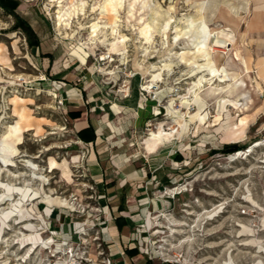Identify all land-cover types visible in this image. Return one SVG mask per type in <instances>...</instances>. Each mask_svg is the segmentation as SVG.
Segmentation results:
<instances>
[{"label": "rangeland", "instance_id": "374dc122", "mask_svg": "<svg viewBox=\"0 0 264 264\" xmlns=\"http://www.w3.org/2000/svg\"><path fill=\"white\" fill-rule=\"evenodd\" d=\"M85 1L81 8L80 0H0V146L11 136L9 126L24 117L18 154L0 155L15 160L7 167L0 161V210L11 211L6 219L0 217V264H47L50 250L23 239L35 231H44L39 235L43 242L51 238L53 250L64 244L77 253L97 255L108 238L107 222L115 216L110 206L101 204L109 193L98 186L92 167L94 159L100 164L108 153H126L142 166L154 156L160 178L155 177L150 195L162 206L149 212L168 210L179 217L187 209L196 218L221 209L204 226L215 233L196 240L207 244L206 257L219 263L231 254L235 264H252L253 255L264 254L248 243L258 237L264 249V0H204L210 4L207 10L205 3L200 7L202 0H151L150 11L140 7L141 0H123L118 30L125 39L117 51L108 40L109 28L103 29L100 41L90 36L91 23L111 21V15L100 13L103 0ZM128 1L135 4L132 11ZM61 7L68 14L59 25ZM148 13L157 20L151 42ZM233 14L245 17L235 44L246 71L234 60L231 44L220 47L224 67L243 81L235 92H226L228 79L220 81L219 73L197 69L178 56L186 53L191 59L189 52L195 51L180 30L191 17L204 19L211 31L228 33L223 18L231 25ZM213 34L209 46L216 49ZM193 61L204 62L200 54ZM154 62L158 70L150 67ZM165 62H171L170 69ZM200 76H205L202 83L197 82ZM213 88L218 90L207 93ZM242 92L251 97L247 108L242 107ZM194 95L205 98L203 122L189 120L198 109ZM138 113H146L139 124ZM160 129L181 132L161 140L154 154L145 153L144 142L148 150L159 144L149 138ZM26 160L38 165V171L33 174ZM4 168L20 177L12 178ZM179 184L183 191L169 193ZM12 200L18 204L8 206ZM183 201L189 204L186 208ZM31 204L35 214L28 211ZM147 214L138 219L136 233L145 228ZM243 225L251 232L243 231Z\"/></svg>", "mask_w": 264, "mask_h": 264}, {"label": "bare ground", "instance_id": "6f19581e", "mask_svg": "<svg viewBox=\"0 0 264 264\" xmlns=\"http://www.w3.org/2000/svg\"><path fill=\"white\" fill-rule=\"evenodd\" d=\"M138 1V0H137ZM136 1V2H137ZM142 1V5H140V7H146L149 11L151 10V6L154 5L153 2H151V0H141ZM188 1V0H187ZM207 1V0H206ZM123 0H103L102 1V5H101V12L100 13H105L108 14V15H111V21L109 24H102L100 25L98 22H93L91 23V33H90V36L93 40L97 41L99 40V36L100 34L103 32V29L105 28H109L110 30V35L111 37L108 39L110 41L111 39V44H112V49L114 51H117L119 49V45H118V42L121 43V45H123V41L125 39V36L120 34L119 33V22H120V19H119V8H121L123 6ZM135 2V0H134ZM86 1L85 0H80V6L81 8L84 7ZM205 1L202 0L201 2V6L202 7L204 5ZM141 4V2L139 3ZM134 3L133 2H129L128 1V8H129V11H132L133 7H134ZM198 5V4H197ZM196 5V6H197ZM63 7V6H62ZM62 7L59 9L58 11V15H57V19H58V23L59 25L62 23V21H64V16H66L68 14L67 11L63 10ZM137 7V6H136ZM198 7V6H197ZM85 8V7H84ZM95 7H93L94 9ZM145 8V10H146ZM204 8V7H203ZM137 9V8H136ZM83 10V9H82ZM81 10V11H82ZM71 11V10H70ZM94 11V10H93ZM142 11V10H141ZM78 12V11H77ZM76 12V13H77ZM140 12V11H139ZM198 12V11H196ZM83 13V12H82ZM135 13V12H134ZM141 14V13H140ZM139 14V15H140ZM101 15V14H100ZM104 15V16H105ZM144 16V15H143ZM106 17V16H105ZM132 17V16H131ZM145 17V16H144ZM142 18V17H141ZM204 18V17H203ZM143 21V19H142ZM186 28H184V30H180V32L182 33V35H186V37H189L190 38V41H191V44L193 46V48L195 49V51H191L189 53H191V56H192V60L189 59V58H186L185 56L187 55L186 53L183 54V53H179L178 56L181 58V59H184L188 62H190L193 66H195V68L199 69H203L205 67V69L209 70L211 72L212 75H217L219 73V75L222 77V79L220 81H225L226 79H228L229 82H227L225 84V87H224V91H228V92H235L239 87H241L243 85V81L242 80H238V73H236L235 70L233 69H226L223 65V60L225 58V53L223 50L220 49V47L224 46L225 47V44H231L232 48H233V55H234V60H237L239 61V65L241 68L245 69L246 71V64H245V61L243 59V57L241 56V53H240V50L238 49V47H236V44H235V40H234V37H233V32L231 29H228L229 32L228 33H225L223 30H220L219 32L218 31H211V29L208 27V25H206L204 19H194V18H187L186 20ZM66 22V21H65ZM141 22V21H140ZM167 21L164 22L163 26L166 24ZM157 23V20L155 17H153L152 15H150L149 13L147 14L146 16V27L148 28V36H147V41L148 42H151V30H152V27L155 26ZM70 25V24H69ZM164 29V28H163ZM224 29V28H223ZM107 30V29H106ZM138 32V31H137ZM212 32L214 33L213 35L214 36V45L218 48L214 49L213 47L210 48L209 46V40H211V34ZM105 35V32L104 34ZM212 35V37H213ZM89 36V37H90ZM154 36V35H153ZM178 36H176L175 38H178ZM119 39V40H118ZM154 39V38H153ZM100 41V40H99ZM94 42V41H93ZM176 42V41H175ZM184 42V41H183ZM147 44V43H146ZM150 44V43H149ZM143 47V46H142ZM186 49V48H185ZM211 50V51H210ZM145 51H146V47H145ZM172 54H174L175 56L177 55V51H172ZM195 54H200L202 57H203V63L202 64H197L196 62L193 61L194 59V55ZM168 57V56H167ZM177 57V56H176ZM171 58V57H170ZM179 58V59H180ZM177 59V58H175ZM230 61H232V59H229ZM172 61V60H170ZM168 62V61H167ZM155 63V62H154ZM152 64L150 67L152 69H155V70H158L160 67V65H156L155 64ZM166 63V62H165ZM232 63V62H231ZM186 64V63H185ZM234 64V62L232 63ZM191 65V66H192ZM171 66V62L170 63H166V67L170 69ZM165 67V66H164ZM163 67V68H164ZM165 67V68H166ZM190 67V66H189ZM148 69V68H147ZM146 69V70H147ZM162 69V68H161ZM194 70V69H193ZM153 71V70H151ZM210 74V75H211ZM211 75V76H212ZM160 76H159V73L154 75L153 76V80L155 79H158ZM205 77V76H204ZM200 76V78L197 80L198 83H202L203 80H205V78ZM215 77V76H214ZM218 77V75H217ZM213 79V78H212ZM217 84V83H216ZM148 86V85H147ZM219 86H222V85H219ZM146 87V86H145ZM201 87V86H200ZM146 88H149V87H146ZM218 89L217 88H213L211 90L208 89L207 93H213V92H216ZM196 91V90H195ZM207 95V94H206ZM205 95V96H206ZM201 96V95H200ZM203 97V96H202ZM212 97V96H211ZM241 97L242 99L244 100V102L242 103V101H239L242 103V107L243 108H247L249 107V105H251V97L250 95H248L247 92H242L241 93ZM207 98V97H206ZM227 98V97H225ZM205 100V98H204ZM204 100H202V98H200L199 96L197 95H194V103L197 105V112L193 115H190L189 116V120H193L195 118H197V120L199 122H203L205 120V114H201V110L203 109V107L206 106V104L204 103ZM218 102L216 101V104ZM213 104V103H212ZM205 105V106H204ZM24 121V117L22 115L19 116V119L13 124V125H10L9 126V132L11 134L10 137H6L4 139V142L3 144L0 146V155H9L10 157H14L15 155L18 154V148L17 146L19 144L22 143V139H23V132H24V126L22 125ZM177 123L180 124L181 126V123H182V116L177 114ZM180 129H177L176 131H172L170 133H164L161 129L157 132V133H152L151 134V137L149 138V140L152 141L153 144L155 143H159L161 140L163 139H169L170 137L174 136L175 134L178 135L180 134ZM17 157V156H16ZM0 161L3 163V165L5 167L7 166H12L14 163L15 160H10V159H7L3 156H0ZM53 162V161H52ZM26 163L28 165L31 166V168L33 169V172L31 170V172L34 174L35 170L38 171V165L34 164L33 162H31L30 160H26ZM52 165V164H51ZM1 167V166H0ZM54 167V166H53ZM1 171H7L11 176L12 178H19L20 177V174L19 173H12L10 171V169H1ZM40 172V171H39ZM1 177V176H0ZM44 177V176H43ZM46 178V177H45ZM39 188V187H38ZM184 189L185 186H181V187H175L173 189H169V193H174L173 191H170V190H178V189ZM36 189V188H34ZM36 193L38 190H34ZM50 195V194H49ZM10 196V195H8ZM61 201V200H60ZM18 204V201H14L12 200L8 206H13V205H16ZM48 204V203H47ZM63 204V203H62ZM4 207V206H3ZM2 207V208H3ZM27 208V207H26ZM23 210V208L21 207V209L17 210V212H21ZM28 211L32 212L35 214V206L34 204H31L30 208L28 209ZM16 212V213H17ZM11 214V211H7L5 210L4 208L0 210V217L1 219H6L9 215ZM42 219V218H41ZM15 220V219H14ZM24 221V220H23ZM34 221V220H33ZM175 221V220H174ZM36 222V221H35ZM34 222V223H35ZM38 222V220H37ZM26 223V222H25ZM31 223V221H30ZM32 223V224H34ZM36 224V223H35ZM9 226V225H8ZM29 226H32V225H29ZM243 231H248V232H251V229L248 228L247 226H244L243 225ZM4 229V228H3ZM41 231V230H40ZM44 231H41V232H33L29 235H25L23 237V239H30L33 243L37 242L39 244H41L45 249H49V253H48V257H53L54 259L55 256L58 254H60L62 251H64V248H63V245L60 247V249H55L53 250L51 248V244H50V239L51 238H46L45 241L43 242L41 240V238L39 237V235L41 233H43ZM93 239H96V237H93ZM252 243L255 247L257 246L260 250L264 251V249H262L261 245L260 244V241H259V238L258 237H254L253 239H248V243ZM8 244V243H7ZM33 249V248H32ZM31 250V249H30ZM259 252V251H258ZM38 253V252H37ZM73 249L71 250V254H67L66 256H62V257H59L58 260H56L55 264H76V260L75 258H73ZM65 258V259H62V258ZM233 256L231 254H228L227 255V258L223 259V262L221 264H234V260L232 258ZM253 257L255 258L253 260V263L252 264H264V254H261V255H253ZM48 258V263L47 264H51L50 262L52 260H50ZM97 259V255H93L92 257H90V260H96ZM5 263V262H4ZM3 263V264H4Z\"/></svg>", "mask_w": 264, "mask_h": 264}, {"label": "crops", "instance_id": "0c3cea01", "mask_svg": "<svg viewBox=\"0 0 264 264\" xmlns=\"http://www.w3.org/2000/svg\"><path fill=\"white\" fill-rule=\"evenodd\" d=\"M209 5L205 3V10L208 9ZM233 15L234 20H232L231 25L225 18H223V21L227 24L223 23L222 25L232 30L236 41L237 36L240 35V33L237 34L236 29L245 22V17L244 15ZM138 114L140 118H138L137 123L139 124L146 113ZM143 144L147 154H154L162 146V143H159L153 150H148L145 142ZM108 154L110 157L106 156L101 159L100 164L98 160L94 159L92 167V171L97 174V182H100L98 186H103L106 193H109L108 200H102L101 204L110 206V210L115 216L107 222L108 238L103 239L102 250L106 255L107 253L111 255L113 264H150L139 253L134 237L138 219L145 213L159 209L162 206L160 199L153 198L150 195L155 177L160 178L158 177L160 174L159 169H156L159 166L158 161L154 156H150L146 160L148 163L142 166L136 159H132L126 153L116 157L111 153ZM120 190L125 192V196L122 198L118 196ZM172 203V206L175 207V201H172ZM119 204L122 205L120 208H118ZM116 210L117 213H115ZM124 214H126L125 217Z\"/></svg>", "mask_w": 264, "mask_h": 264}, {"label": "built area", "instance_id": "2783aa9c", "mask_svg": "<svg viewBox=\"0 0 264 264\" xmlns=\"http://www.w3.org/2000/svg\"><path fill=\"white\" fill-rule=\"evenodd\" d=\"M176 186L181 187L183 185ZM183 190L179 188L176 192ZM181 204L183 208L189 205L184 201ZM220 210L216 209L215 212L210 210L211 213L203 217L200 214L196 218H194L193 211L187 209H182L185 213L179 217L168 210L155 214L148 212L145 228L138 230L134 237L139 253L150 264H221L223 261L219 263L217 259H211V256L206 257L205 253L210 247L207 244L199 243L195 238V236H209L215 233L212 230L206 231L204 226L209 224L221 212ZM240 214L247 215V212L242 210ZM252 231L256 233L259 229ZM63 248L64 251L60 254L57 253L55 261L53 260L54 264L61 255L71 254L72 249L76 264H113L111 255L109 253L106 255L102 249L97 252L96 260H90L85 250L77 253L75 247H64V244Z\"/></svg>", "mask_w": 264, "mask_h": 264}]
</instances>
